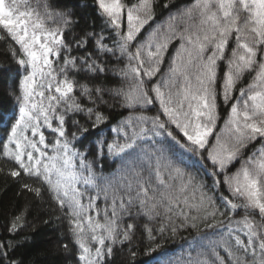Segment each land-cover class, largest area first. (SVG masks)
Instances as JSON below:
<instances>
[{
	"label": "snow or ice",
	"instance_id": "6c2138e0",
	"mask_svg": "<svg viewBox=\"0 0 264 264\" xmlns=\"http://www.w3.org/2000/svg\"><path fill=\"white\" fill-rule=\"evenodd\" d=\"M93 2L104 29L86 26L74 34L79 20L53 11L48 0L35 18L20 10L18 0H0V29L19 45L12 57L20 67L0 69L4 155L18 166L10 175L35 178L40 187H23L39 195L46 185L66 209L81 264H105L115 245L133 239L136 224L124 218L139 215L165 217L172 234L178 231L175 220L179 228H196L197 221L221 226L202 238L199 251L184 264H264V0H193L154 25L156 0ZM54 16L62 27L47 26ZM112 58L123 66L109 68ZM246 73L250 82L241 85ZM109 74L113 86L103 82ZM220 99L230 107L228 139L218 134L210 144ZM102 106L129 110L109 129L122 143H107L103 129L90 140L89 128L108 120ZM75 114L87 119L81 123ZM43 128L54 134L51 140ZM257 140L261 148L245 158L243 150ZM143 141L159 147L145 151ZM105 147L108 156L121 158L125 181L97 176ZM237 161L240 167L231 171ZM222 187L231 197L215 195ZM101 195L103 208L96 204ZM93 210L95 217L89 215ZM21 220L17 217L10 230L22 227ZM147 232L154 240L153 230Z\"/></svg>",
	"mask_w": 264,
	"mask_h": 264
},
{
	"label": "trees",
	"instance_id": "16d2710c",
	"mask_svg": "<svg viewBox=\"0 0 264 264\" xmlns=\"http://www.w3.org/2000/svg\"><path fill=\"white\" fill-rule=\"evenodd\" d=\"M20 3V10L30 11L33 13V18L37 14L43 15L44 9L42 7V0H18ZM125 3H135V0H122ZM193 0H156L154 14L155 20L150 24L162 23L167 19L170 13H174L177 7H186L192 3ZM48 3L52 6L53 11L70 12L74 19L79 20V27L75 29L74 34H78L81 28H95V31L100 32L104 29V24L101 18H98L94 8L93 0H48ZM167 3L168 7L165 8L164 4ZM59 6V7H57ZM67 6V7H65ZM46 24L49 28L62 27L58 16H54L52 19H48ZM149 26L146 25L145 29ZM105 36H108V32H104ZM141 36L146 35V31L142 30ZM0 69L18 68L20 67L12 57L14 49H18L19 45L15 44L8 35L6 30L0 29ZM67 39H71L65 32ZM111 46V39L107 41ZM231 43V42H230ZM178 41H174L173 45H170L169 52L174 51L175 45ZM81 51H83L81 49ZM51 59H55L50 57ZM165 65L167 66V56L165 57ZM55 66V65H54ZM109 68L122 67V64H117L115 58H112L109 63ZM163 70V69H162ZM23 68H20V78L24 75ZM39 79V78H37ZM250 76L246 73L241 80V85H245L250 82ZM112 80L109 74L108 79L103 81L109 83ZM17 82V91H18ZM241 85H238L240 87ZM109 86H113L109 83ZM47 95V93H46ZM11 99V97H10ZM13 102H15L13 100ZM218 114L216 129L213 135L209 137V143H215V136L221 135L222 140L228 139V132L225 128V121L228 119L230 107L223 104V100H218ZM104 114L108 116V120L99 126V128L93 130L89 128L91 133L90 140L94 139L97 132L103 129L102 139L107 143L113 142V140L119 139L123 142L122 137H118L117 133L110 132L111 127H115L116 124L129 116V110L115 107L109 108L102 106ZM151 115V112L147 113ZM71 116L66 118V126L71 130ZM75 118L84 123L87 119L83 114H75ZM55 125V121H53ZM221 129H224L221 132ZM48 140H51L53 135L47 128L42 129ZM30 136V133H28ZM38 139V137L36 138ZM6 136L2 128H0V245L4 247L0 248V252H5L6 256H0V264H81L78 260V245L75 243L72 233L69 231V217L66 213V209H62L57 202L52 198V194L41 188V192L37 195L34 191H29L23 187L28 184L31 188L40 187V184L35 182V178H29L23 174L20 177H12L10 171L14 165V162L4 155L3 143H6ZM88 140L83 144L87 145ZM145 151H151L153 148L159 147L158 144H153L151 141H143ZM102 147L97 144V148ZM10 149H14L15 145H9ZM76 148L80 151L85 149L80 143H76ZM261 148V142L255 141L253 144H249L247 148L243 150L244 157L246 158L254 150ZM177 152L180 149L177 147ZM49 153L51 154L50 150ZM102 159L100 163L96 165L97 176H102L106 180H112L114 183L125 181L127 173L121 168V158L115 156H108L106 147L102 153ZM91 159V156L89 157ZM185 160L189 164V154H185ZM102 165V166H101ZM196 167H199L197 165ZM240 167V162L237 161L231 166V171H235ZM190 171H195V168L190 167ZM200 175H203L201 172ZM207 184L211 185V178L205 177ZM99 182V181H98ZM224 195L231 197L226 187H222L220 191H217L215 195L218 197L220 192ZM93 194H95L93 192ZM211 194V193H210ZM83 203H88L87 198ZM101 208L104 207L103 195L96 201ZM89 215L96 216V212L93 210ZM241 215L234 216L233 219H240ZM17 217H22L18 223L22 224L17 231H11L13 221ZM99 219V217H97ZM175 219V218H174ZM222 219L217 217V220ZM258 219V217H257ZM125 221L134 222L136 228L134 229V236L131 242H124L123 244H117L114 247L113 255L110 259L105 261V264H184L191 256H195L199 251V246L203 242L202 238L205 235H209L213 232L220 230V225H214L208 227L207 224L197 221V227H184L179 228L180 221L175 220V226L178 227V231L175 234L171 233V227L173 226L165 217L158 216L153 219H149L145 215L135 216L134 220L125 217ZM153 230L154 240H149L147 228ZM161 227L165 228L164 232H160ZM67 245V248L64 247ZM149 245L156 248V251H151ZM136 255L133 257L132 252Z\"/></svg>",
	"mask_w": 264,
	"mask_h": 264
},
{
	"label": "rangeland",
	"instance_id": "374dc122",
	"mask_svg": "<svg viewBox=\"0 0 264 264\" xmlns=\"http://www.w3.org/2000/svg\"><path fill=\"white\" fill-rule=\"evenodd\" d=\"M41 39H43V37H42ZM37 47H38V46H37Z\"/></svg>",
	"mask_w": 264,
	"mask_h": 264
}]
</instances>
